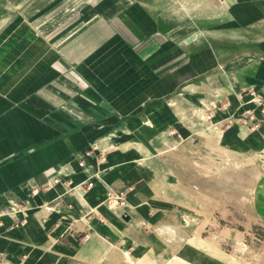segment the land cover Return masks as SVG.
Wrapping results in <instances>:
<instances>
[{
  "label": "crops",
  "instance_id": "crops-1",
  "mask_svg": "<svg viewBox=\"0 0 264 264\" xmlns=\"http://www.w3.org/2000/svg\"><path fill=\"white\" fill-rule=\"evenodd\" d=\"M254 87L264 0H0L1 263L227 264L169 256L141 154L177 106Z\"/></svg>",
  "mask_w": 264,
  "mask_h": 264
},
{
  "label": "rangeland",
  "instance_id": "rangeland-1",
  "mask_svg": "<svg viewBox=\"0 0 264 264\" xmlns=\"http://www.w3.org/2000/svg\"><path fill=\"white\" fill-rule=\"evenodd\" d=\"M203 101L177 106L178 121L141 154L157 173L156 232L169 256L189 244L227 264H264V88ZM121 194L123 204L111 192L110 205L124 208Z\"/></svg>",
  "mask_w": 264,
  "mask_h": 264
},
{
  "label": "built area",
  "instance_id": "built-area-1",
  "mask_svg": "<svg viewBox=\"0 0 264 264\" xmlns=\"http://www.w3.org/2000/svg\"><path fill=\"white\" fill-rule=\"evenodd\" d=\"M32 195H35V191L32 192ZM115 202H116V203L119 202L120 205L123 204V200H122L119 196H116V197H115ZM3 212H4V213H7V209H5ZM22 224H23V220L20 219V220L14 222V224H12L10 227H8V229H11L14 225H22Z\"/></svg>",
  "mask_w": 264,
  "mask_h": 264
},
{
  "label": "water",
  "instance_id": "water-1",
  "mask_svg": "<svg viewBox=\"0 0 264 264\" xmlns=\"http://www.w3.org/2000/svg\"><path fill=\"white\" fill-rule=\"evenodd\" d=\"M123 218H125V219H126L127 217L123 216Z\"/></svg>",
  "mask_w": 264,
  "mask_h": 264
}]
</instances>
